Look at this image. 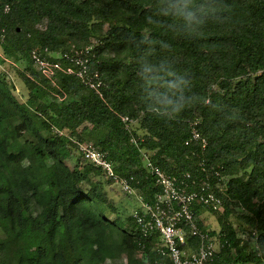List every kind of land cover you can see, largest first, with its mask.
<instances>
[{
  "label": "trees",
  "instance_id": "trees-1",
  "mask_svg": "<svg viewBox=\"0 0 264 264\" xmlns=\"http://www.w3.org/2000/svg\"><path fill=\"white\" fill-rule=\"evenodd\" d=\"M213 2L218 18L192 35L158 22L157 0H0V51L21 65L26 91L19 102L0 72V264L167 263L131 216L122 220L108 195L112 178L80 145L103 153L146 202L160 193L146 159L179 181L189 174L188 191L207 182L223 204L219 232L205 229L201 207L194 214L217 238L213 264H264V0ZM141 41L192 81L195 99L176 118L145 110ZM161 41L171 47L159 50ZM35 48L55 56L89 48L85 77L99 75L101 96L75 72L43 78L30 60Z\"/></svg>",
  "mask_w": 264,
  "mask_h": 264
},
{
  "label": "built area",
  "instance_id": "built-area-1",
  "mask_svg": "<svg viewBox=\"0 0 264 264\" xmlns=\"http://www.w3.org/2000/svg\"><path fill=\"white\" fill-rule=\"evenodd\" d=\"M8 11L9 8L5 7L4 13ZM4 37V29L0 28V45L3 44ZM89 50V48L71 50L69 54L55 56L47 49L35 48L30 51L29 56L33 68L43 78L53 81L57 72L68 75L75 72L77 77L84 80L90 89L101 96L99 75L94 73L90 77H85ZM0 59L4 63H10L2 57L1 53ZM61 59L77 65L78 70H72L69 66L63 67L60 63ZM0 68L6 73L1 63ZM11 82L13 83V80ZM122 121L127 123L128 119L122 118ZM191 135L193 140L200 141L201 148L204 149L206 142L200 139L194 126ZM79 150L86 161L101 168L107 178H112L121 192L135 195V191L126 180L119 179L113 174L111 164L106 161L103 153L92 145H80ZM145 166L154 177L160 193L156 194L151 202H146L136 195L138 206L132 211L131 217L140 235L143 238L156 237L157 243L154 244V250L167 259L166 264H213L218 250L217 238L209 236L208 232L199 228L195 221L194 209L201 207L214 213H221L223 211L221 198L205 181L197 190H186V181L192 185L195 184L189 174H184L186 181H179L175 176L166 175L147 159ZM216 188L220 189L219 191L222 190L218 185ZM191 238L197 240L195 245L189 243Z\"/></svg>",
  "mask_w": 264,
  "mask_h": 264
},
{
  "label": "clouds",
  "instance_id": "clouds-1",
  "mask_svg": "<svg viewBox=\"0 0 264 264\" xmlns=\"http://www.w3.org/2000/svg\"><path fill=\"white\" fill-rule=\"evenodd\" d=\"M157 2L160 4L161 17L158 22L162 23L167 19L168 27L179 26L180 30L188 34H197L209 19L218 18L219 5L213 0H157ZM145 19L151 20L152 17L146 14ZM141 43L144 47L141 54L136 57V79L143 92L145 110L160 118L169 120L176 118L195 99L194 95L189 94L192 81L171 59L154 58L152 53L157 52L156 47H151L144 41ZM170 47L166 41L159 42L158 48L161 51ZM0 53L2 55L1 51ZM2 57L4 58L3 55ZM0 63L5 64L2 59ZM15 93L19 94L20 91L15 88ZM149 240L154 241L153 246L157 243L154 236L149 237Z\"/></svg>",
  "mask_w": 264,
  "mask_h": 264
},
{
  "label": "rangeland",
  "instance_id": "rangeland-1",
  "mask_svg": "<svg viewBox=\"0 0 264 264\" xmlns=\"http://www.w3.org/2000/svg\"><path fill=\"white\" fill-rule=\"evenodd\" d=\"M3 68L5 69L6 73L4 74L1 68H0V72H2L7 77L8 81L13 80V84L15 88L20 91L19 94H14V96L17 98L19 102L21 103L24 102L25 96H26L25 87L17 75V72L22 70L21 65H15L13 63L12 64L5 63L3 64ZM67 164L69 167L73 166L72 162H67ZM107 190H108L109 198L116 203V206L119 209V213H120L122 220L129 217L132 211L138 206V203L136 201V195H138L137 192H134L135 195L128 196L124 194L123 192H121L120 189L114 184H111L107 188ZM218 214L220 213H213L209 211L208 209L200 208V219L203 222L206 230L208 231L212 230V231H215V233L219 232L220 226L217 220ZM106 215L110 219H114L115 217L114 215H111L109 212H106ZM118 225L121 228H124V229L127 228L126 225L123 223L121 224L120 222H118ZM117 264H126V259H121V261L117 262Z\"/></svg>",
  "mask_w": 264,
  "mask_h": 264
}]
</instances>
